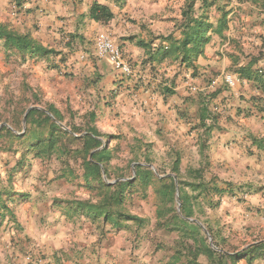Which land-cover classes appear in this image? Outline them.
Returning <instances> with one entry per match:
<instances>
[{"label":"rangeland","instance_id":"rangeland-1","mask_svg":"<svg viewBox=\"0 0 264 264\" xmlns=\"http://www.w3.org/2000/svg\"><path fill=\"white\" fill-rule=\"evenodd\" d=\"M218 1L219 6L224 7L226 11H231L229 19H231L230 34L232 36H229V39L233 40L230 43H221L225 49L224 55H233V58L228 59L229 69L225 74L193 73L192 76L207 84V88L203 91L198 90V85L194 83L187 86V88L195 87L197 94H205L204 97H207L205 105H209L207 107H211L212 100L217 94L226 95L234 89L226 85L223 79L226 74L240 78L236 71L241 65L255 63L254 70L257 69L264 78V0ZM14 6V3L10 4L8 16L0 13V21L20 34L35 33L37 27L29 28L27 21H19L11 15V10L15 14ZM9 15L13 16V19ZM210 15L215 19L219 17L216 7L211 9ZM77 42L78 40L73 46H69L67 39L59 36L48 45L42 43L56 52L43 58L24 56L0 46V131L7 128L15 135L13 137L3 131L0 137V188L12 192L11 196L15 199L8 202L14 216L0 214V243L9 241L18 247L24 245V249L19 253L24 258L34 261L36 258L43 260L49 256L45 254V250L43 253L39 248L43 247L44 243L56 241V244L61 246L67 242L68 246L65 250L57 251L60 259L77 258L81 264H95L96 260L91 256H97L96 248H85L81 244L85 239L90 241L95 238L94 246L107 242L112 244L116 241L123 243L122 248L125 247V243L131 244L132 249L128 251L130 260L122 259L124 257L120 256V252H114V254L117 253V258L104 264H190L191 256L180 247V235L157 227L156 211L159 201L153 187L148 189L147 194L139 190H129L124 203L127 213L146 220L143 226L126 222L122 224V229H116L111 225H104L102 221L93 223L86 214L69 210L71 206L68 203L89 199L95 202L98 200L96 191L84 186L81 178L74 182L60 179L63 168L59 160L43 161L34 158L32 152H27V149H30L28 143L18 139L23 137L30 128L27 125V119L24 123L28 111L37 109L54 118L47 111L50 104H54L63 112V121H56V123L63 131L72 134L70 137H63L62 142L67 149H75L80 144L77 138L84 135V133H73V129L84 130L91 127V124H95V121H91V114L97 117L99 110L102 111L106 105L104 104L106 97L102 99L100 96H94L93 87L98 82L97 74L84 75L75 72L74 67H79L80 63L78 58L80 45ZM223 62L221 59V67H224ZM184 80L188 83L190 76L185 75ZM217 80L222 83L217 84L220 86L215 92V89L210 86ZM242 83L243 81L240 84ZM226 100L227 97L218 104L212 103L213 107L209 113L213 118L217 119V115L220 116L221 106L223 111H227ZM263 106L264 104L257 108H263ZM218 107L219 110H217ZM262 113L264 116V112ZM207 124L213 127L211 122ZM140 141L141 143L138 142L140 144L133 141L131 144L120 143L118 149H112L114 157L110 164L111 179L105 176L106 183L114 184L118 180L133 181L136 177L137 164L153 166L155 170L151 167L150 169L159 178L173 175L172 168L177 152L181 157L180 176L185 183L197 182L189 174V169L203 168L206 182L214 177L224 183L227 178L238 180L248 176L238 172L236 170L238 166H233L239 158L232 149H209V146L203 145L204 142H202V148L208 149L206 153L210 160L207 161L201 156L202 148L199 145L183 149H153L147 140ZM104 143L107 144L109 141L105 140ZM211 154L212 157H210ZM66 160L71 166L79 167L72 156L67 157ZM123 176L126 178L120 179ZM173 176L176 178L175 175ZM254 179L257 178L254 177ZM176 182V209L181 214L177 178ZM258 182L237 184L234 187V194L224 197L217 209L206 207L202 211L195 207L196 218L191 221L200 227L209 245L212 240L218 249L215 250L210 246L213 250L223 253L230 251L231 254L244 252L247 245L256 240L253 237L257 232L255 229L261 228L263 232L261 233L262 230H260L259 234L264 237V214L262 216L251 214L247 217L242 212H237L238 206L251 197L255 187L264 188V184L261 183L263 179ZM186 191L191 194L190 188H186ZM258 195L259 197L254 198V202L263 208L264 191ZM40 243H42L41 246H39ZM188 245L191 243L189 242ZM50 249L54 248L50 247ZM177 250L182 251V255L180 253V261L175 262L173 255ZM244 261L241 260L236 264H245ZM197 262L198 264H217L216 261L212 262L202 255L198 257Z\"/></svg>","mask_w":264,"mask_h":264},{"label":"crops","instance_id":"crops-1","mask_svg":"<svg viewBox=\"0 0 264 264\" xmlns=\"http://www.w3.org/2000/svg\"><path fill=\"white\" fill-rule=\"evenodd\" d=\"M13 1L0 0V13L8 16L7 12ZM20 1L22 6L16 7L15 14L11 10V15L19 21H27L29 28L37 27L35 33L25 34H30L45 45L54 42L59 36L65 37L69 46H73L78 40L80 63L79 67H74L75 72L84 75L95 73L98 76V82L93 87L94 96H100L102 99L106 97V105L95 117V126L102 135L114 137L103 139L109 141L110 149L120 147V143H141L140 140H147L153 149H183L197 145L202 148L201 143L204 142L203 145H208L209 149L235 151L239 159H236L237 162L233 163V166H238V169H235L241 174L248 175L238 180L227 178L225 183L237 186L240 183L256 184L263 179L261 183L264 184V106L257 108L264 104V94L257 83L244 81V86L240 84L226 95L217 94L212 103L218 104L227 97V111H223L221 106L222 113L217 115V119L215 117L216 123H212L211 130L202 127L201 115L208 113L204 107L210 111L213 104L207 107L209 105H205V94H197V90L187 88L193 83L198 85L200 91L207 88L203 80L192 76L195 72L213 75L225 74L228 71V59L233 58V55H224L225 49L221 43H230L233 40L229 39V36H232L231 19L224 35L210 32L205 36V47L200 53L194 50L193 66H188L182 63L181 51L171 53L173 43L184 37L181 28L186 21V0ZM95 5L105 7L110 17L95 20L92 15ZM198 7L199 4L196 6L197 15L200 14ZM11 15L9 16L13 19ZM215 20L210 15V23ZM101 32H106L112 37L125 60L132 66L133 72L129 78L120 74L108 60L98 58L96 42ZM166 53L170 55L167 56ZM221 59L224 61V67L220 65ZM185 75L190 76L188 83L184 80ZM219 82L221 81L217 80L210 88L216 92L220 86L217 85ZM219 109L218 107L217 110ZM206 155L208 156L207 153ZM261 191H264V188L255 187L251 197L247 196L249 199L238 206L237 212H242L247 217L251 214L262 216L264 207L261 208L254 202V198L259 197ZM255 230L257 232L253 237L258 241L247 245L246 250L264 243V237L259 234L262 229ZM94 239H85L81 244L85 248H96L97 256H91L96 260L95 264L114 261L117 258V253L114 252H120V256L124 257L122 259L130 260V243H125L123 248V243L117 241L94 246ZM67 244L66 242L58 246L56 241L44 243V246L39 248L43 253L45 250V254L49 256L43 260L36 258L31 261L19 253L24 249V245L18 247L9 241H3L0 243V264H81L77 258L71 260L58 257L57 251L65 250ZM51 250L53 252H50ZM142 259H145L144 256ZM251 264H264V259L255 258Z\"/></svg>","mask_w":264,"mask_h":264},{"label":"trees","instance_id":"trees-1","mask_svg":"<svg viewBox=\"0 0 264 264\" xmlns=\"http://www.w3.org/2000/svg\"><path fill=\"white\" fill-rule=\"evenodd\" d=\"M218 2V0H186L184 11L186 21L183 28H181L184 37L182 40L175 41L171 48V53L182 52V63L193 66L192 54L194 50L200 53V50L205 47L207 43L205 36L207 34L212 32L215 35L222 36L228 30L231 11H226L224 7L218 5ZM13 3L16 7L23 4L20 0H14ZM198 4L199 15L196 14ZM215 7L219 12V17L216 18L215 22L210 23L209 11ZM92 15L95 20H99L101 17H110L107 9L100 5L93 7ZM0 46L24 56L30 55L43 58L56 54L54 50L47 48L30 34H20L1 21ZM166 54H168L167 56L170 55L169 53ZM254 66L255 63L241 65L236 72L243 82L257 83L264 94V78L257 69L254 70ZM206 99L207 97L204 100ZM204 110L208 113L201 115L202 127H208L207 130H211V125H208L207 122L210 120L212 124L215 122V118L211 117V113L206 107H204ZM47 111L54 118L43 111L32 109L27 116V125L30 128L23 137L18 139L28 143L30 149H27V152H32L34 158L43 161L59 160L63 168L60 179L74 182L81 178L84 186L96 191L98 200L95 202L91 199L70 201L68 204H70L71 209L69 208V210L86 214L93 223L102 221L104 225H111L116 229H122V224L126 222L143 226L146 220L127 213L124 203L127 200L129 190H139L147 194L148 189L153 187L159 201V207L156 211L157 227L180 235V247L191 256L190 264H198L197 259L201 255L212 262L216 261L217 264H236L241 260L251 264L255 258L264 257V243L237 254H231L230 251H227L228 253L217 252L210 247L207 239L202 235L200 227L191 221L196 218L195 207L202 211L206 207L209 209L219 208L224 197L234 194L235 186L225 182L221 183L216 177L206 182L203 168L189 169L188 171L197 182H183L180 176L181 157L176 151L172 174L178 179L181 200V214H179L176 209V179L173 175L159 178L149 166L137 164L136 177L133 181L118 180L114 184L106 183L105 176L111 179L110 164L114 157V151L109 148L108 143H104L103 139L114 137L102 135L95 124H91V127L84 130L79 128L72 130L75 134L84 133V135L77 138L80 144L75 149H67L62 140L63 137H70L72 134L63 131L56 123V121H63V112L54 104H50ZM95 117L94 114H91V121L94 122ZM43 129L45 130L42 131ZM3 131L15 137L7 128L0 131V137ZM45 131L46 133H44ZM118 148L119 146L115 149ZM206 151L207 149H200L201 156L208 161ZM70 156L75 159L79 167L76 168L70 165V162L66 160ZM124 178L126 177H120V179ZM186 188L191 189V194L186 191ZM11 193L0 188V214H4L2 216L6 214L14 216L13 210L8 206L9 201L15 200L12 198ZM209 231L212 234L211 230ZM255 241L258 240L256 239L252 243ZM189 242L191 245H188ZM180 253L182 255V251L177 250L173 255L175 262L180 261Z\"/></svg>","mask_w":264,"mask_h":264},{"label":"built area","instance_id":"built-area-1","mask_svg":"<svg viewBox=\"0 0 264 264\" xmlns=\"http://www.w3.org/2000/svg\"><path fill=\"white\" fill-rule=\"evenodd\" d=\"M16 6H14V10ZM96 53L98 58L108 60L114 68L123 76L132 75V66L125 60L121 49L114 43L112 37L106 33L101 32L98 35L96 42ZM224 82L230 88H235L242 82L240 78L232 74H226L224 76ZM192 91H196L195 87L191 88Z\"/></svg>","mask_w":264,"mask_h":264},{"label":"water","instance_id":"water-1","mask_svg":"<svg viewBox=\"0 0 264 264\" xmlns=\"http://www.w3.org/2000/svg\"><path fill=\"white\" fill-rule=\"evenodd\" d=\"M28 113H29V111H28V112L26 113V115H25L24 123H26V119H27V115H28ZM150 167H151L152 169L155 170V168H154L153 166H150ZM175 179H176V178H175ZM176 183H177V182H176ZM178 196H179V194H178ZM178 203H179V211H180V208H181V202L178 201ZM210 246H211L213 249L218 250V249L214 246L212 240H211V242H210Z\"/></svg>","mask_w":264,"mask_h":264}]
</instances>
